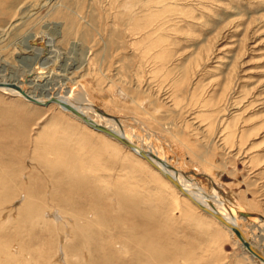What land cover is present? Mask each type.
<instances>
[{"label": "rangeland", "instance_id": "1", "mask_svg": "<svg viewBox=\"0 0 264 264\" xmlns=\"http://www.w3.org/2000/svg\"><path fill=\"white\" fill-rule=\"evenodd\" d=\"M0 79L121 118L264 252V0H0ZM136 156L0 91V264H262Z\"/></svg>", "mask_w": 264, "mask_h": 264}, {"label": "bare ground", "instance_id": "2", "mask_svg": "<svg viewBox=\"0 0 264 264\" xmlns=\"http://www.w3.org/2000/svg\"><path fill=\"white\" fill-rule=\"evenodd\" d=\"M18 20H14L11 25H14L15 23H17ZM54 28V27H53ZM52 28V29H53ZM53 33V32H52ZM40 35V34H39ZM35 36V35H33ZM46 36V35H45ZM52 42L51 39H47L44 36H37L35 37V39H33L32 41V47L37 48L38 50H46L49 47H52ZM50 49V48H49ZM36 73V72H34ZM38 73V72H37ZM36 76V74H35ZM38 78V77H37ZM36 78V79H37ZM24 82H22L19 79H14V80H10V81H6V79H0V91L2 92H9L11 94H13L15 97H22L25 100L32 102L34 104L40 105L39 103H47L49 102V104L51 103H55L58 104L61 109L63 110H67L72 112V114L81 122L85 123L82 118L77 115L76 111H80L82 113V115H84L85 117H87L88 119H90L93 123L99 124L105 128H108L109 130L114 131L115 133H117L120 136H123L126 140H128L131 143H134L139 150H143L145 151L147 154L150 155L151 157V161L147 160L146 158L140 156V154L138 153V151L136 150H132L129 147L125 146L123 143H121L120 141L116 140L115 138L109 136L110 138L114 139L118 144H122L123 146H125L128 151L130 153H132L133 155H137L136 157L140 160V162H142L145 166L146 165H150V166H154L153 162H155L160 168L161 170H163L164 172H166L167 174L171 175L173 178H175L178 182H180L182 184V186L186 189V191L192 195L194 198H196V200H198L200 203H202L205 206L211 207L212 209H214L215 211H217L218 213H220L221 215H223L225 218H227L229 221H231L233 224H235L236 226H238L242 232L243 235L245 237L246 240H248L256 249H258L262 254H264V252L261 250L260 246L258 247L256 244L253 243V241H251V239L248 237V235H246V231L244 229V227H242L240 225V223L238 222V218L237 212H240L241 210L236 206V204H230V206L228 208H226V206H224L223 204H216L215 201H213L211 198L209 199L208 197L204 196V193L202 194L200 191V187L198 186H192L191 183L188 181L184 182V179L178 174L175 173L173 171V169L169 166H167L168 161L164 160L163 157H161V152L159 154V152H157L155 149H153L152 147H154L153 145H151L149 143L148 140L142 138L141 136H133L132 134V130L130 128H128L124 122L122 121L121 118L115 117L113 116V114L110 116L109 114L104 113L103 111H101L98 106H94L93 103L91 101H89L88 99H86V97L84 96V94H80V93H76L73 87H64L67 88L66 89V94L68 95L69 98H67L66 96L64 97V95L61 94V92H58V90L56 92H50V91H46L45 94H39V95H35L34 93H31L29 91L25 90V86L23 84ZM6 84V85H5ZM7 84L13 85V87L11 86H7ZM15 86V87H14ZM19 89V90H18ZM62 89V88H61ZM53 91V89H52ZM63 92V91H62ZM65 92V91H64ZM73 93V94H72ZM75 93V94H74ZM70 95V96H69ZM61 102H66L68 104H70L72 107H65L61 104ZM48 104V105H49ZM41 106H47V105H41ZM91 115H94L93 117ZM126 122V121H125ZM86 124V123H85ZM87 125V124H86ZM94 129V128H93ZM95 130V129H94ZM104 135V132L98 131ZM140 133V132H139ZM147 135V134H146ZM108 136V135H107ZM146 138V137H145ZM50 142L51 139H50ZM47 146V145H46ZM51 146V145H50ZM49 147V146H48ZM149 147V149H148ZM44 148V147H42ZM51 150L53 149L54 151L56 150L55 145H52ZM45 150V149H43ZM48 150V149H47ZM46 150V151H47ZM50 150V151H51ZM49 152V151H48ZM47 152V153H48ZM54 154V153H53ZM163 156V155H162ZM59 157H62L61 155H59ZM53 159V158H52ZM167 159V158H166ZM168 160V159H167ZM90 161V160H89ZM92 161V160H91ZM83 165V164H82ZM145 169V168H144ZM134 171V169H132ZM132 171V172H133ZM155 171L162 176L167 182H169L173 187H175L182 195L183 198L185 200H187L189 203H191L193 206L197 207L198 209H200L201 212H203L205 215L207 216H213L210 213H208L207 211H205L204 209L199 208L196 204H194V202H192V200L185 195L184 193H182L174 184L172 181H170L168 178H166V176H164V174H162V172H160V170H158L157 168H155ZM135 173V172H134ZM125 182V181H124ZM123 182V184H125ZM128 183V182H127ZM133 184V183H130ZM127 185V189H130V191L133 189V187H130L131 185ZM123 186V185H122ZM126 189V190H127ZM133 192V191H132ZM4 197V196H3ZM215 199V198H214ZM227 205V204H226ZM235 208V209H234ZM238 208V209H237ZM242 213V212H241ZM241 216V219L244 218H249L252 222H256L257 221V217H250L249 216ZM213 219L223 228H225L228 232H230L233 236L236 237V242H239L241 244V246L243 247V249L250 253V255L252 257H254L251 252L247 249V247L245 246V244L242 242L241 238L239 237V235L233 231L231 228L225 226L224 224H222L218 219H216L213 216ZM251 222V223H252ZM247 224V223H246ZM87 225V224H86ZM85 225V226H86ZM250 225V224H249ZM89 227V226H88ZM83 228V227H82ZM85 228V227H84ZM254 226L252 227V229L250 230L252 233H254ZM69 232V231H68ZM72 234V233H71ZM69 235V234H68ZM262 238V240L264 241V233L260 232L259 238ZM259 240V239H258ZM257 240V241H258ZM150 242V241H149ZM259 244V243H258ZM262 263V262H261ZM263 264V263H262Z\"/></svg>", "mask_w": 264, "mask_h": 264}, {"label": "water", "instance_id": "3", "mask_svg": "<svg viewBox=\"0 0 264 264\" xmlns=\"http://www.w3.org/2000/svg\"><path fill=\"white\" fill-rule=\"evenodd\" d=\"M6 85V84H5ZM7 86H11L13 87V85L7 84ZM15 87V86H14ZM19 90V89H18ZM40 105H48L49 102L47 103H39ZM61 104L65 107H72L70 104L66 103V102H61ZM77 115H79L82 120L91 128H94L95 130L104 132L105 134H107L108 136H111L113 138H115L116 140L120 141L121 143H123L125 146L129 147L132 150H136L138 151V153L140 154V156L146 158L147 160L151 161V157L149 154H147L145 151L143 150H139L138 147L134 144L129 142L128 140H126L123 136L118 135L117 133H115L112 130H109L108 128H105L99 124L93 123L90 119H88L87 117H85L84 115H82V113L80 111H76ZM155 168H157L158 170H160V172H162V174H164V176H166V178H168L170 181L173 182V184L185 195H187L192 202H194V204H196L199 208L204 209L205 211H207L208 213H210L211 215H213L216 219H218L222 224H224L225 226L231 228L233 231H235L239 237L241 238L242 242L245 244V246L247 247V249L251 252V254L256 257L257 259H259L263 264H264V254H262L258 249H256L248 240L245 239L242 230L236 226L235 224H233L231 221H229L227 218H225L223 215H221L220 213H218L217 211H215L214 209H212L211 207L205 206L202 203H200L198 200H196V198H194L192 195H190L186 189L182 186V184L180 182H178L175 178H173L171 175L167 174L166 172H164L163 170H161V168L155 163L153 162ZM242 216H249L250 213L247 212H242L241 213Z\"/></svg>", "mask_w": 264, "mask_h": 264}]
</instances>
